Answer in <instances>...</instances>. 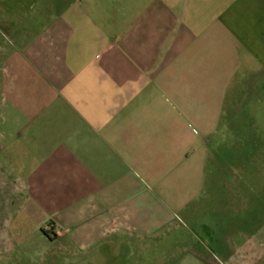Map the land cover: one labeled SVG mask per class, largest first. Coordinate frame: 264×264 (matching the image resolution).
<instances>
[{
    "label": "crops",
    "instance_id": "crops-1",
    "mask_svg": "<svg viewBox=\"0 0 264 264\" xmlns=\"http://www.w3.org/2000/svg\"><path fill=\"white\" fill-rule=\"evenodd\" d=\"M227 161L264 264V0H0V244L152 258ZM198 241L157 264H226Z\"/></svg>",
    "mask_w": 264,
    "mask_h": 264
},
{
    "label": "rangeland",
    "instance_id": "rangeland-1",
    "mask_svg": "<svg viewBox=\"0 0 264 264\" xmlns=\"http://www.w3.org/2000/svg\"><path fill=\"white\" fill-rule=\"evenodd\" d=\"M229 150L230 148L227 149ZM232 153L234 160V149ZM217 170L221 172L211 180L212 183L205 200L207 204L201 213V221L204 225L199 226L194 221H186L185 226L182 227V235L176 236L175 240L173 239L165 246L161 245L156 253L151 254L152 258L131 260L119 257V254L115 257L111 254V258H104L97 253L70 258L65 254L56 253L57 244L38 242V239L32 238L30 242L0 244L2 254L0 264H130L131 262L134 264L135 261L138 264L139 261H143L142 264H157L164 262L161 257L165 252L173 251L174 255H177L179 244L198 246L199 239L204 241L201 246L203 249L218 255L226 264H230V261L234 262V235L238 230L248 229L245 223L250 220V211L244 210L234 214V161L224 162L222 166L219 164ZM252 214L254 219L263 218V215L258 212ZM21 217H23L22 214L18 216L19 221H23ZM8 229L15 230V223L12 226L9 225ZM49 229L52 233L53 230ZM28 231L29 228L26 232ZM174 259L170 258L167 263L171 264Z\"/></svg>",
    "mask_w": 264,
    "mask_h": 264
}]
</instances>
